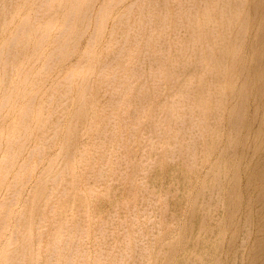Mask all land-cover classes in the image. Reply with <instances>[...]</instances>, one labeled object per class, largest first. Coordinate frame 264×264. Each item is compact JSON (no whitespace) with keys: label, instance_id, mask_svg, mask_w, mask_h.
<instances>
[{"label":"rangeland","instance_id":"1","mask_svg":"<svg viewBox=\"0 0 264 264\" xmlns=\"http://www.w3.org/2000/svg\"><path fill=\"white\" fill-rule=\"evenodd\" d=\"M133 1L135 0H100L97 3L96 10L103 4L109 5V14L107 13L100 18V21H105V26L97 34L90 49L89 59L84 65L83 58L86 50L91 47L89 44L91 43L92 34L99 30L96 10L92 13L91 26L78 40V45L74 52L63 56L54 68L46 66V62L51 58L52 47L56 43L54 42L55 37L61 33L60 31L65 32L66 30L63 21L71 9L72 0H58L56 5L49 10L52 14V11L57 13L59 20L50 37L37 51H35V47L38 43L39 30L32 32L31 41L26 52L16 61L20 71L11 73L10 69H8V73H11L12 85L7 87V90L5 86L3 87L1 79H10V77H8V73L4 74L5 70L2 64L0 68V264H9L8 259L15 257V254L12 253L17 247L21 246L22 234L27 221L31 223L33 230V243L29 246V250L32 252L30 248L33 246V250L41 254L43 258L42 264H62V261L63 264H70L68 263L70 260L72 264H82L84 260H86L85 264H96V258L107 249L111 251H109L107 257L111 259H108L107 262L112 264V261L118 257V253L123 250L122 247L127 248L126 251L128 252L122 253L118 264H185V261L187 264H264V170L262 167L264 149H258L263 135L260 120L261 122L262 120L264 121V44L258 42V39L264 35V0H248L247 12H244L248 20V28L238 56L239 66L237 68L236 87L234 91L231 89L226 90L229 99L223 112L224 121L220 125V141L215 148L191 149L192 151L190 149H180V151L179 149H164L163 151L162 149H115V151H113L114 149H107L106 151L105 149H83L84 144L89 139L88 129L95 113V106L92 105L85 118L87 126L78 138L77 147L75 149H62L65 144L66 130L75 111L82 102L81 95L84 93V87H80L78 84L83 78H89L92 75L94 82L92 93L93 95L97 94L95 89L97 72L100 69V61L105 53L106 44L108 41L110 43L113 25L120 19V14L125 12ZM39 2L40 0H28L27 2L21 0L20 3H25V6L22 7L20 5L21 11H19L12 22H7L5 25V21L0 17V49L6 45V42L13 35L16 24L30 12L31 8H36ZM110 3L113 5L112 7ZM9 6L12 9L9 15V19H11L15 16L13 10L16 9L18 11V6L12 7L11 3ZM3 11V5L0 4V13ZM40 12H45L44 15L46 16L49 15L47 8ZM134 18L135 16H132L131 21ZM46 19L40 20L41 23L48 21ZM34 20L32 18V22H35ZM77 22L75 26L78 25ZM34 24L37 23L35 22ZM184 34L185 31L182 32V35ZM70 35L71 32H65L59 43H65ZM116 36L120 37L121 35L117 34ZM119 62L123 63L124 60L120 59ZM69 73H72V76L75 77V82L71 87L69 110L61 116L63 124L62 134L57 138L51 149H42L43 151L35 149L38 147V140L41 137L40 129L43 127L41 119L47 116L46 102L59 86L65 85L66 81L61 82ZM259 73H262V77L258 76ZM79 75H81L79 78L82 80H78L77 77ZM164 78V81L167 80L166 77ZM165 83L166 87L169 88L170 82L167 80ZM158 89L159 87H153L149 91L145 89L144 93H147V102L143 101L145 111H150L153 104L163 101L165 95H157ZM260 89L263 91H260ZM245 91L246 93L244 94ZM105 93L103 91L99 92L100 95L98 94L104 99H101L100 102L102 103L109 99L108 93ZM6 94L8 98L5 96ZM36 94L39 95V98L31 107V125L28 131L24 132L25 134L21 141L16 143L21 134L19 124L22 122L23 111L28 104L27 100ZM137 102L138 100H135L131 106H136ZM238 103L245 106L246 123L240 128L238 135L235 136L234 149H228V144L234 138V131L232 132L230 122V115L232 116L233 113L231 110L234 106L237 107ZM180 113L177 118L183 115L182 112ZM57 116L58 113L55 114L54 119H57ZM166 131L167 135L165 137L170 139L174 132L170 128L166 129ZM24 140H26L25 143ZM11 142L13 146H11ZM193 153L194 155H192ZM204 154H206L207 160ZM94 155L97 157V161H101L103 164V171H107H104L101 177L94 175L93 164L90 162ZM166 155L167 157H165ZM157 156L158 161L157 159L154 160ZM150 159L151 162L149 161ZM126 160L127 162H125ZM153 160L156 164L152 162ZM188 160H192V163H189ZM134 161H136L135 165ZM130 162L131 164H126ZM184 162L188 163L189 167ZM190 164L197 165H195L196 167L192 165L191 169ZM130 166H132V169L137 168V170H132ZM114 167L116 168L114 169ZM138 168L142 175L139 174ZM60 169L61 171H59ZM144 171H146V174ZM115 174L116 176H114ZM106 178L109 179L107 180ZM128 179L129 182L127 181ZM107 182L110 183L108 184ZM105 183L109 185V189ZM125 184L128 185L126 186ZM42 187H45L44 198L46 197V199L43 198L39 202L40 207L35 209L33 205V201L37 200L35 194ZM106 188L107 190L105 191ZM206 188H213L219 192V205L217 207L211 208L202 204L205 201L203 200L205 199L203 192ZM61 191L62 193L65 192L63 193L65 196L61 195ZM165 198L167 199L166 201L164 200ZM133 199L139 202H132ZM155 199L156 202L160 201L156 204ZM146 200L150 202L145 203L147 202ZM161 202L163 203L161 204ZM50 204H52L51 206L54 205V207L50 208ZM163 204H166L167 207ZM197 208L201 210L199 211ZM141 210L144 211V214ZM145 210L147 211L145 212ZM163 210H167L168 214ZM162 212L164 216L161 215ZM195 212L198 215L200 214L199 217ZM86 213L87 216L85 215ZM154 213L155 215L159 214V216L156 215L154 217ZM217 215H219L218 218H216ZM117 216L119 220H117ZM106 217H109V220L111 217L115 219L116 231L115 233L113 232L112 238L109 237L108 244H102V236L98 230L106 227V224H102L100 220ZM134 217L136 220L139 219V222ZM159 217H166L167 220L161 218L162 221ZM246 218L250 221L248 228L245 227ZM98 219L100 220L99 222ZM124 219H126L127 226L123 223ZM169 219H171L172 225L168 224L171 223ZM51 222H53V225ZM82 222L85 224L83 225ZM163 223L168 226L166 225L167 227H165ZM64 224L67 227H64ZM77 224L85 228L81 229ZM59 226L64 232L63 238L60 236V241L58 242L53 237L51 238V233ZM74 233L77 234L76 237ZM85 234H87V237ZM67 235L69 240L64 238ZM119 240L127 241L128 245L120 243ZM61 241L68 243L64 245V242L62 243ZM132 241L136 242V244ZM116 242L119 244L115 245ZM74 243L79 245L75 246ZM132 245H136L137 249ZM114 247L117 250L114 251ZM130 247L135 250H131ZM70 249H72L71 252ZM133 250L134 252L130 253ZM167 251L171 253L169 256L165 255ZM51 253L54 255L52 256ZM114 253H117V255ZM126 253L129 255L126 256ZM112 254L115 256H112ZM58 256H62L65 261ZM82 257L85 259H82ZM94 257L96 258L94 259ZM144 257L146 260H144ZM50 258L51 260H49ZM237 259L238 261H236ZM107 262L104 264H108Z\"/></svg>","mask_w":264,"mask_h":264},{"label":"bare ground","instance_id":"2","mask_svg":"<svg viewBox=\"0 0 264 264\" xmlns=\"http://www.w3.org/2000/svg\"><path fill=\"white\" fill-rule=\"evenodd\" d=\"M20 1L21 0H0V4L3 5V9H4V11L0 13V17H2L3 21H5L4 25L7 22L10 23L15 19L19 11H21L20 5H22V7L25 6V3H20ZM27 1L28 0H25V2ZM57 1L58 0H40V2L37 4V7L31 8L30 12L16 24V27L13 31V35L6 42V45L3 46L2 49H0V68L2 67V64H3L5 75L8 73V69H10L9 71L11 73L20 71V67H17L16 61H18L20 56H22L26 52L28 45L31 41L30 38L32 37L31 36L32 32L34 30L35 31L39 30L38 43L36 44L35 51L41 48V46H43L44 43L47 41V39L50 37L57 21L59 20V17L57 13H54V11H52L53 12L52 14L51 12H49V10L53 6L56 5ZM99 1L100 0H72L71 9L67 13L63 21V24L66 26L65 32L67 31L71 32V35L68 36L69 38L65 43L64 42L59 43V40L61 39L62 36L65 35V32L60 31L61 33H59V35L55 37L54 42L56 43L52 47L50 60L46 62L47 67L54 68L61 61L63 56H66L67 54L74 52V50L76 49L78 45V40L80 39L81 36H83L87 32V30L91 26L92 18H93L92 13L96 10V5ZM10 3L12 7L18 6V11H16V9L14 8L15 10L13 11L15 12V16L11 19H9L10 12H12L11 7L9 6ZM247 5H248V0H135L133 1L131 6L129 5V8L125 10V12L120 14L121 16L120 19H118L113 25L110 43L108 41L106 44L105 53L102 57V60L100 61V69L97 72V77H96L97 82H95L96 84L95 89H96L97 94H94L95 95L94 96L92 93L93 83H94L92 75L89 78H83V80L79 78L81 75L77 77L78 80L79 79L82 80L78 84V86L84 87L83 89L84 93L81 95L82 102L80 106L78 107V109L75 111L73 118L71 120V123L69 124L66 130L65 139H64L65 144L63 145L62 149H75L77 147L76 143L78 141V138L83 133V131L85 130L87 126L85 124V120H86L85 118L87 117L92 105L95 106V110H94L95 113H94L93 119L91 120L89 129H88L89 139L84 144L83 149H98V150L105 149V151L107 149H114L113 151H115V149H156V150L162 149V151L164 149H176V150L179 149L180 151V149H190V150L197 149L198 150V149L215 148L217 146V143L220 141V130H221L220 125L224 121L223 112L225 110L227 101L229 99L226 93V90L231 89L234 91L236 87L237 68L239 66L238 56H239L241 47L245 40V32L248 28V23H247L248 20L244 15ZM44 6L45 8H43ZM112 6L113 5L111 4V7ZM46 8L49 12V15L47 16L44 15L45 12L44 13L40 12L41 10L46 9ZM105 9H107L108 11ZM107 13L109 14V5H106V4L101 5L100 8L96 10L97 24L99 26V30L95 31V33L92 34L91 41H90L91 43L90 44L88 43L91 47L88 48L85 52V55L83 58V65L89 59V56L91 54L90 49L92 48L94 44V40L97 34L100 31H102V29L105 26V21L104 20L100 21V18L103 15H106ZM132 16H135V18L132 19L131 21ZM32 18L35 19L34 21L37 24H34L35 22H32ZM44 19L48 21L41 23L40 20H44ZM76 22L78 25L75 26ZM183 31H185L184 35H182ZM117 34H120L121 36L118 37L116 36ZM258 42L264 44V35L260 39H258ZM109 51H111V53H109ZM120 59L124 60V62L120 63L119 62ZM155 68L156 70L154 71ZM11 73H8V77H10V79L9 78L1 79V82L3 84V87L5 86V89L7 87H10V85H12ZM258 76L262 77V73H259ZM164 77H166V79L170 82L169 88L166 87L167 82L165 83V81L167 80L164 81L165 79ZM64 81H66L65 85L59 86L55 90V93L51 95L46 102L45 108L47 110V113H46L47 116L44 119H41V122L43 123V127H41L40 129L41 137H39L38 147H36L35 149H41V151H43L42 149H51L56 143L57 138L62 134L63 124H62L61 116L66 111L69 110L70 99H71L70 92H71V87L73 86V83L75 82V77L72 76V73H69L68 75H66V77H64L61 83H63ZM250 83L252 84V82ZM153 87L155 88L159 87V89L157 90V95L164 94L165 97L162 102L153 104V107H151L150 111L149 110L145 111L144 102L147 100V93H144V91L145 89L149 91ZM103 91L108 93V96H109L108 101H105L104 103L100 102L102 97L99 96L100 95L99 92H103ZM260 91H263V90L260 89ZM245 93L246 91L244 92V94ZM5 96H7V94ZM38 98H39V95L36 94V95H32L27 100L28 104L26 105L23 111L24 116H23L22 122L19 124V129L21 130V134L16 140V143L21 141L23 135L25 134L24 132L25 131L27 132L31 125V120H32V117L30 115L31 107L34 105V103L37 101ZM135 100H138L137 102L138 104L133 107L131 105ZM244 107H245L244 104L242 105L238 103L237 107L234 106V108H232L231 110V112L233 113H232V116L230 115L231 117L230 122L232 125V132L234 131V138L228 144V147H227L228 149L229 148L234 149V146L236 143L235 136L238 135L240 128H242L243 124L246 123ZM180 112H182L183 115H181L180 117L178 116L177 118V115H179ZM57 113H58L57 119H54V116ZM260 123L262 126L263 135L261 137V143L258 145V149H264V121L262 120L261 122L260 120ZM169 128L172 129L174 132L173 136L170 139L165 137L167 135L166 129H169ZM25 142L26 140H24V143ZM11 146H13L12 142H11ZM184 151H187V150H184ZM104 155L106 156V154ZM192 155H194V153ZM204 155L206 158V154ZM112 157H111V161H112ZM165 157H167V155ZM151 159L149 160L150 162H151ZM156 159L158 161V156L154 160ZM168 159L170 158L168 157ZM202 159H203V156H202ZM97 160H98L97 157L94 155L92 159L90 160V162L93 164L94 175L101 177L103 176L104 171L106 170L103 171V168H104L102 167L103 164L101 163V161L98 162ZM127 160L125 162H127ZM154 160L152 162H155ZM111 161L110 163L112 164ZM131 162L126 163V164H131ZM190 162L192 163V160L189 161V163ZM135 163L136 161H134V165ZM192 165L195 166L197 164L195 165L190 164V168ZM188 167H189V164H188ZM262 167L264 170V157L262 160ZM115 168L116 167H114V169ZM130 168L132 169V166H130ZM133 169L137 170V168H133ZM59 171H61V169ZM146 171H144L145 174H146ZM66 174L68 175V173ZM139 174H140V169H139ZM114 176H116V174ZM110 178L112 179V177ZM129 178H130V175H129ZM106 179L108 180L109 178H106ZM127 181L129 182V179ZM125 185L127 186L128 184H125ZM61 189H62V186H61ZM108 189H109V185H108ZM106 190L107 188L105 189V191ZM40 191H37V193L35 194V198L37 200L33 201V205L35 209L40 207L39 202L45 196V192H44L45 187H42ZM63 193L61 195H64ZM218 195H219V192L214 190L213 188H210V189L206 188L205 191L203 192V196H205V199L203 200L205 201L202 204L210 206L211 208L217 207L219 205ZM166 198L164 199L165 201L167 200ZM44 199H46V197ZM156 199H155V202H156ZM135 201L133 199L132 202H135ZM146 201L147 202L145 203L150 202L148 200ZM138 202L139 201L137 200L136 203ZM162 203L163 202H161V204ZM51 205L52 204L49 205L50 208H53L54 205L53 206ZM163 205L165 206L166 204H163ZM197 209L199 210V208ZM133 210H134V207H133ZM147 210H145V212ZM142 212L144 214V211ZM164 212L168 214L167 210ZM113 213L115 214V212ZM85 215L87 216V213ZM153 215H155V213ZM156 215L159 216V214H156ZM156 215L154 217H156ZM161 215H163V212ZM133 216H134V212H133ZM218 216L219 215H217L216 218H218ZM166 217L165 218L161 217V218L163 220L165 219L167 220ZM116 218H118V216ZM161 218L159 217V219ZM85 219L87 220V218ZM134 219L136 220L135 217ZM171 219H169L170 222H171ZM100 220L102 224L103 223L106 224L105 228H100L101 230L100 229L98 230L99 234L102 236V244H108L109 237L112 238L111 236L113 235V232L115 233L116 231L115 230L116 221L113 217H111L110 220H109V217L102 218ZM100 220L98 219V222ZM117 220H119V218ZM138 220L136 221L139 222ZM125 221L126 219H124L123 223L125 226H127L126 225L127 223ZM51 223L53 225V222ZM245 223H246L245 227L248 228V224L250 223L249 219L246 218ZM78 224L77 226H79ZM84 224L85 223H83V225ZM168 224L172 225V222ZM64 225H65L64 227H67L66 224ZM164 225L165 227L168 226L167 224H164ZM79 227L81 229L85 228V227L82 228V226H79ZM161 227H164V226H161ZM69 228L71 227L69 226ZM119 229H120V226H119ZM63 232L64 230L59 226L52 231L51 238L53 237L55 241L57 240L59 242L60 241L59 237L61 236V238H63L62 236ZM82 232H78V233H82ZM165 232L167 231L165 230ZM141 233H142V230H141ZM163 234L165 233L163 232ZM68 235L71 236L70 233H68ZM68 235L64 238L68 239L69 238ZM74 235L75 237L77 236L76 233H74ZM86 235L87 234H85V236ZM119 236H122V235H119ZM32 238H33V230L31 228V223L27 221L26 227L24 228V231L22 234L21 246L19 248L17 247L14 253H12V254H15V257H13L12 259L11 258L8 259L9 264H42L41 262L43 258L41 254H38L37 251L33 250V246L30 248L32 252H30L29 250V246H31L33 243ZM96 240H99V239H96ZM119 242L124 243V244L128 243L125 240H119ZM67 243L64 242L63 244L65 245ZM133 243L136 244V242H133ZM117 244L119 243L116 242L115 245ZM72 245L73 243L71 244V246ZM74 245L76 246L79 244L74 243ZM69 247H70V243H69ZM133 247L137 249L136 245ZM124 248L125 247H122L123 250L121 252L119 251L120 253L117 252L119 255L116 259L112 257V256H115L112 254L111 257L114 259L112 261V264H118V261H120L119 259H121L122 253L128 252L126 251L127 248L125 249ZM134 248H131V250ZM113 250L115 251L117 250V248ZM134 250L131 251L130 253L134 252ZM71 251L72 249H70V252ZM109 251L110 250L107 249L104 252V249H103L104 253L100 254L98 258L94 257V259L95 258L97 259V261L95 260L96 264L106 263L109 259L107 258ZM54 252L56 251L54 250ZM53 253H51L52 256L54 255ZM73 253H69V254H73ZM83 253H86V252H83ZM117 253H114V254L117 255ZM169 254H171L170 251H167L165 253L166 256L167 255L169 256ZM128 255L129 254H127L126 256ZM52 256L51 258H53ZM84 257H82V259ZM51 258L49 260H51ZM61 258L62 256L60 257V259ZM70 258L68 259L70 260ZM62 260L65 261V259L63 258ZM78 260L80 259L78 258ZM144 260H146L145 257H144ZM85 261L86 260H84V263L82 264H85ZM236 261H238V259ZM68 263L72 264L71 260ZM62 264H63V261H62ZM138 264H141V263H138ZM185 264H187L186 261H185Z\"/></svg>","mask_w":264,"mask_h":264}]
</instances>
